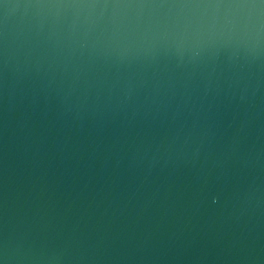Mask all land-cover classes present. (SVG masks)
I'll use <instances>...</instances> for the list:
<instances>
[{"label": "water", "instance_id": "1", "mask_svg": "<svg viewBox=\"0 0 264 264\" xmlns=\"http://www.w3.org/2000/svg\"><path fill=\"white\" fill-rule=\"evenodd\" d=\"M0 264H264V0H0Z\"/></svg>", "mask_w": 264, "mask_h": 264}]
</instances>
